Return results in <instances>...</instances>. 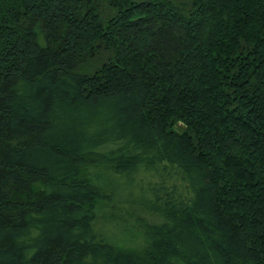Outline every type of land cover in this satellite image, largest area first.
Masks as SVG:
<instances>
[{
	"label": "trees",
	"instance_id": "16d2710c",
	"mask_svg": "<svg viewBox=\"0 0 264 264\" xmlns=\"http://www.w3.org/2000/svg\"><path fill=\"white\" fill-rule=\"evenodd\" d=\"M0 264H264V0H0Z\"/></svg>",
	"mask_w": 264,
	"mask_h": 264
},
{
	"label": "rangeland",
	"instance_id": "374dc122",
	"mask_svg": "<svg viewBox=\"0 0 264 264\" xmlns=\"http://www.w3.org/2000/svg\"><path fill=\"white\" fill-rule=\"evenodd\" d=\"M117 185V184H116ZM116 188H117V193H115V195L113 196V199H115V200H123V198H125V196L126 195H128V191H123L122 189H121V187H118V186H116ZM118 189H120V191H118ZM135 189L136 188H133V191L134 192H136L135 191ZM137 191H138V189H137ZM120 214H124V213H122V211H117V215H118V217H119V215ZM105 231H106V233H107V235H108V237H109V239L111 240V241H113V242H117V243H121V244H123L122 243V241L124 240V239H126V237H128L127 235H122V234H119L117 231H119L118 230V228H115V226L114 225H111V224H108V223H106V224H104V228H103ZM124 238V239H123Z\"/></svg>",
	"mask_w": 264,
	"mask_h": 264
}]
</instances>
